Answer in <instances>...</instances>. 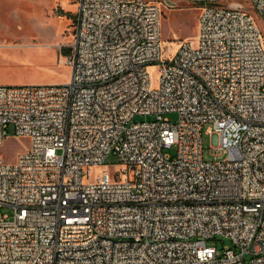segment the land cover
Here are the masks:
<instances>
[{"label":"built area","instance_id":"2783aa9c","mask_svg":"<svg viewBox=\"0 0 264 264\" xmlns=\"http://www.w3.org/2000/svg\"><path fill=\"white\" fill-rule=\"evenodd\" d=\"M186 1L197 35L167 56L158 4L78 0L71 81L0 85V264H264V33L242 3ZM12 128L29 146L7 160Z\"/></svg>","mask_w":264,"mask_h":264},{"label":"rangeland","instance_id":"374dc122","mask_svg":"<svg viewBox=\"0 0 264 264\" xmlns=\"http://www.w3.org/2000/svg\"><path fill=\"white\" fill-rule=\"evenodd\" d=\"M158 4L162 11V38L165 55L174 54L183 40L197 35L200 6L186 0H147ZM226 4L242 3L258 20L264 33V19L248 0H225ZM78 0H0V85H62L72 78L69 63L73 53L75 16ZM67 44V45H65ZM4 74H15L16 84L2 82ZM157 85L158 68L152 71ZM173 122L179 120L177 113L167 114ZM154 116H137L136 122H151ZM205 127L202 137L204 158L208 161L228 158L227 151L213 149L218 146L219 136L208 134ZM29 146L27 138H16L14 129L2 148L7 160L14 159ZM173 154L174 151H171ZM106 165L112 171L123 169L119 158L111 154ZM10 207H0V215H12ZM210 246L223 251L232 246L230 239L211 240Z\"/></svg>","mask_w":264,"mask_h":264},{"label":"crops","instance_id":"0c3cea01","mask_svg":"<svg viewBox=\"0 0 264 264\" xmlns=\"http://www.w3.org/2000/svg\"><path fill=\"white\" fill-rule=\"evenodd\" d=\"M65 45H67V44H65ZM4 75L5 76H3V77H5V79H3L2 82H5L7 84H16L15 82H17V81H15V79L17 77H13V76H16L15 74H4Z\"/></svg>","mask_w":264,"mask_h":264},{"label":"water","instance_id":"95a60500","mask_svg":"<svg viewBox=\"0 0 264 264\" xmlns=\"http://www.w3.org/2000/svg\"><path fill=\"white\" fill-rule=\"evenodd\" d=\"M165 2H166V4H167L168 6H175V3L172 2L171 0H165Z\"/></svg>","mask_w":264,"mask_h":264},{"label":"trees","instance_id":"16d2710c","mask_svg":"<svg viewBox=\"0 0 264 264\" xmlns=\"http://www.w3.org/2000/svg\"><path fill=\"white\" fill-rule=\"evenodd\" d=\"M75 18H76V16H75Z\"/></svg>","mask_w":264,"mask_h":264}]
</instances>
